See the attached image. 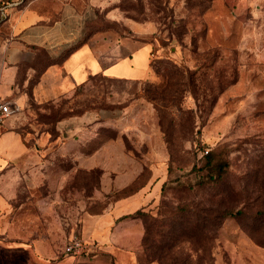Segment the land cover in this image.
<instances>
[{
	"label": "rangeland",
	"instance_id": "1",
	"mask_svg": "<svg viewBox=\"0 0 264 264\" xmlns=\"http://www.w3.org/2000/svg\"><path fill=\"white\" fill-rule=\"evenodd\" d=\"M113 6L117 11H92L89 41L105 55L121 39L131 38L135 23L154 24L156 40H140L154 43L152 75L142 80L98 76L71 94L33 103L26 125L34 133L29 145L44 150V161L62 165L71 160L66 148L83 147L76 143L79 138L86 144L85 153L104 145L113 153L122 147L135 166L136 160L159 163L163 157L168 166L170 151V178L181 176L189 184L196 182L191 170L196 163L202 165L201 152L216 151L229 164L227 183L237 190L229 201L245 202L246 216L227 218L216 231L209 228L211 251L201 258L191 252L193 264H264V247L249 233L259 228L253 216L264 209V0H113ZM183 26L187 34L177 40L173 31ZM60 147L63 151L56 150ZM150 175L146 168L117 197L134 192ZM98 186L99 177L92 174L91 194ZM217 192L200 189L188 197L208 203ZM180 194L169 187L165 204L177 206ZM161 200L162 194L153 215ZM105 205L100 201L92 211ZM257 234L264 239V230ZM67 241L60 240L53 253L28 261L15 258L10 264L98 263L94 249L80 257L65 254ZM182 248L185 258L190 246Z\"/></svg>",
	"mask_w": 264,
	"mask_h": 264
},
{
	"label": "crops",
	"instance_id": "2",
	"mask_svg": "<svg viewBox=\"0 0 264 264\" xmlns=\"http://www.w3.org/2000/svg\"><path fill=\"white\" fill-rule=\"evenodd\" d=\"M113 9L117 11L113 0H0V88L7 99L20 106L19 112L0 125L3 264L53 253L60 240L68 238V243L77 234L92 244L97 264H101L99 260L102 264H140L145 228L140 218L131 216L139 211L154 212L166 183V157L159 163L134 159L135 166L128 150L120 147L113 153L104 145L85 153L86 144L79 138L74 141L83 147L66 148L65 155L71 160L57 164L44 161V150L29 145L34 133L26 127L33 103L71 94L92 76L150 78L154 24L135 23L131 38L121 39L118 48L114 46L105 55L86 39L92 11ZM122 48L127 53L116 56ZM44 149L50 151L51 147ZM57 149L63 151L64 147ZM146 168L150 169L149 180L133 193L117 197L134 185ZM92 174L99 177L93 194ZM100 201L106 203L103 210L92 211Z\"/></svg>",
	"mask_w": 264,
	"mask_h": 264
},
{
	"label": "trees",
	"instance_id": "3",
	"mask_svg": "<svg viewBox=\"0 0 264 264\" xmlns=\"http://www.w3.org/2000/svg\"><path fill=\"white\" fill-rule=\"evenodd\" d=\"M163 11L166 14V10L163 9ZM173 33L177 40H181L187 34V28L183 26L175 32L173 31ZM86 39H89V34ZM77 47L75 46L66 52L63 58L72 53ZM206 57H209V54ZM94 77L98 76H92L89 80ZM168 152V182L162 188V200L157 215L139 211L131 216L140 218L145 228L142 241L143 252L139 256L140 264H193L191 252L197 254L198 258L200 255L201 258V256L204 257L211 251L213 234L210 229L216 231L227 218H243L246 216L245 207H242L245 202L229 201V196L237 193V190L227 183L229 164L226 160L220 159L216 151L208 150L207 154L201 152L202 165L199 166L196 163L191 170V174L196 175L195 184L183 181L181 176L175 180L170 178L173 161L170 151ZM169 187L177 194H185H180L181 196L175 199L176 202L174 203L177 206H171L168 202L165 204L166 191ZM200 189L218 190V196L214 195L217 193H213L208 203L203 200L193 201L192 198L188 197ZM211 201L213 203L217 201V205H215L216 203L209 204ZM260 206H264V200L261 201ZM253 217V221L257 223L256 225L259 228L253 227L249 230V233L259 245L264 247V239L260 236V238L256 237L259 235L257 233L262 234L264 230V209L259 208ZM182 246H190L185 258H182L180 253L183 249Z\"/></svg>",
	"mask_w": 264,
	"mask_h": 264
},
{
	"label": "built area",
	"instance_id": "4",
	"mask_svg": "<svg viewBox=\"0 0 264 264\" xmlns=\"http://www.w3.org/2000/svg\"><path fill=\"white\" fill-rule=\"evenodd\" d=\"M19 111L20 106L16 102L7 99L1 92L0 88V125ZM207 153L208 150L204 151V154ZM92 251V244L76 235L69 240L64 248V253L73 257L88 255Z\"/></svg>",
	"mask_w": 264,
	"mask_h": 264
}]
</instances>
